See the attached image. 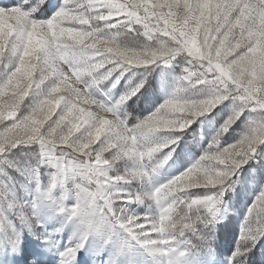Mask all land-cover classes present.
Instances as JSON below:
<instances>
[{
	"label": "snow or ice",
	"instance_id": "6c2138e0",
	"mask_svg": "<svg viewBox=\"0 0 264 264\" xmlns=\"http://www.w3.org/2000/svg\"><path fill=\"white\" fill-rule=\"evenodd\" d=\"M52 7L50 0L0 4V96L7 97L0 105V247L19 248L23 232L41 226L16 194L14 173L23 169L13 151L38 143L48 148L40 162L55 169L43 192L38 167L33 170L39 196L56 201L55 189L73 182V204L66 206L63 195L58 201L64 220L56 232H71L60 264H76L86 246L93 264H139L140 256L150 264H180L190 235L214 222L225 185L264 143V0H62L50 17L39 18ZM129 36L143 43L126 47L120 41ZM177 55L187 64L181 87L138 122L129 125L119 110L143 81L115 103L97 98L105 81H111V92L129 69H150ZM195 86L203 87L201 98L185 94ZM29 97L36 103L25 111ZM229 99L236 110L222 131L249 114L239 140L219 147L214 139L191 166L156 186L148 197L157 206L154 213L128 215L117 207L110 183L155 173L172 158L179 139L161 141L160 135L183 131ZM122 160L141 166L109 175ZM262 236L264 185L247 208L229 264H244L241 258Z\"/></svg>",
	"mask_w": 264,
	"mask_h": 264
},
{
	"label": "rangeland",
	"instance_id": "374dc122",
	"mask_svg": "<svg viewBox=\"0 0 264 264\" xmlns=\"http://www.w3.org/2000/svg\"><path fill=\"white\" fill-rule=\"evenodd\" d=\"M17 2L19 0H0V4H15ZM34 2L35 0H33ZM50 2L53 5L52 9L39 18L50 17L58 10L62 0H50ZM120 42L126 47H135L142 44L143 39L129 36ZM186 66L185 57L177 55L168 63L157 62L150 69L131 68L125 72L116 88L108 92L107 89L111 86V81H105L100 85L96 96L106 102L115 103L121 96L126 95L143 81L144 86L140 91L131 96L119 110L120 118L132 125L150 115L173 96L177 88L181 87V77L184 75ZM185 94L193 98H201L204 89L202 86L186 88ZM6 100V96H0V105H3ZM35 103L36 99L29 97L25 102L24 110L29 111ZM62 105L63 102H61ZM235 110L236 106L233 101L225 100L204 115L193 118L192 123L183 131L161 134L159 138L161 141L165 138L179 137L172 158L166 165L149 176L133 180L130 183H110L107 186V191L114 199H117V207L122 208L128 215L154 213L157 206L148 197L156 186L167 182L191 166L204 154L214 139L219 142L217 146L223 147L236 142L246 132L250 122L248 113L236 120L227 131H222L225 121L233 115ZM59 111L60 108H57L56 112ZM17 114L19 115V113ZM107 118L111 119V116ZM52 119H56L55 113ZM97 146L98 143L93 145V147ZM13 151L18 153L17 159L23 169L22 173H14L17 186L16 194L27 202L36 219L41 221V226L35 232L25 230L23 242L19 248L0 247V264H60V252L69 246L71 232L69 229H64L60 233L56 232L64 220V216L57 211L58 201L63 195L66 206L73 204V182L68 181L65 187L58 186L55 189L56 201L40 197L36 191L37 184L33 179L32 172L38 167V179L41 192H43L47 189L55 171L50 163L40 162L42 153L48 151V148L38 143H28ZM164 155L165 152L159 153L156 159H162ZM136 166L141 165L137 161L122 160L109 168V175H119L126 169ZM262 185H264V143L257 146L255 154L242 164L225 185L219 212L214 222L206 226L199 225L198 232L190 235L191 244L187 245V255L181 258L180 264H229V258L238 245L241 222ZM137 194L143 197L141 201L122 203L118 200L119 197L125 195L135 196ZM229 221L232 223L224 231L227 240L220 242L218 237L220 229ZM45 236L50 238L48 243L43 240ZM14 251L19 252L23 259L16 262ZM241 259L244 264H264V236L251 245V251ZM76 264H93V256L88 246L78 253ZM139 264H150V262L146 257L140 256Z\"/></svg>",
	"mask_w": 264,
	"mask_h": 264
},
{
	"label": "trees",
	"instance_id": "16d2710c",
	"mask_svg": "<svg viewBox=\"0 0 264 264\" xmlns=\"http://www.w3.org/2000/svg\"><path fill=\"white\" fill-rule=\"evenodd\" d=\"M231 223L232 222L229 221L224 227H221L218 235L220 242H225L227 240V237L224 235V231L231 225Z\"/></svg>",
	"mask_w": 264,
	"mask_h": 264
},
{
	"label": "bare ground",
	"instance_id": "6f19581e",
	"mask_svg": "<svg viewBox=\"0 0 264 264\" xmlns=\"http://www.w3.org/2000/svg\"><path fill=\"white\" fill-rule=\"evenodd\" d=\"M14 258H15L16 262L23 259V257L17 251H14Z\"/></svg>",
	"mask_w": 264,
	"mask_h": 264
}]
</instances>
